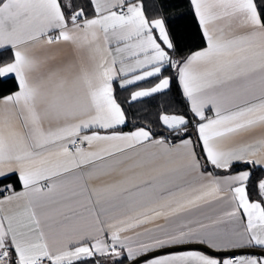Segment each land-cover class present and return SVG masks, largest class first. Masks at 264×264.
Segmentation results:
<instances>
[{"label":"snow or ice","instance_id":"1","mask_svg":"<svg viewBox=\"0 0 264 264\" xmlns=\"http://www.w3.org/2000/svg\"><path fill=\"white\" fill-rule=\"evenodd\" d=\"M189 3L205 46L177 59L144 0H0V264H264V179L236 168L264 165V138L222 146L264 126V0ZM172 69L192 117L158 122L179 142L124 131L113 82L156 78L137 101Z\"/></svg>","mask_w":264,"mask_h":264},{"label":"trees","instance_id":"2","mask_svg":"<svg viewBox=\"0 0 264 264\" xmlns=\"http://www.w3.org/2000/svg\"><path fill=\"white\" fill-rule=\"evenodd\" d=\"M77 5L87 4L88 0H73ZM146 15L152 17L157 15L164 16L168 23L169 30L173 32L178 40L179 48L175 58L180 59L189 53L199 50L204 47V41L197 24V20L193 15L189 0H144ZM10 53L8 51L0 52V62L7 61ZM164 75L172 77L171 87L164 92L156 93L151 97H145L137 101H130V94L138 89L140 86L149 87L156 78H151L144 82L132 85L126 88H115V95L118 102L126 110L128 123L124 126L123 130H133L135 127L151 128V130L160 136L161 134L169 133L158 122V116L162 113H179L187 117H192L189 110V105L182 95L180 86L175 78V70L167 71ZM197 119V118H196ZM198 120V119H197ZM191 136L193 141H196L197 133L194 126H189L187 134ZM175 141L180 138L171 136ZM247 167L252 172L250 190L252 185H255L259 180L264 179V171L259 167L252 165H236V168ZM234 172L235 170H230ZM217 174H228L224 170H215ZM16 185L15 175L6 181ZM255 198V197H253Z\"/></svg>","mask_w":264,"mask_h":264},{"label":"crops","instance_id":"3","mask_svg":"<svg viewBox=\"0 0 264 264\" xmlns=\"http://www.w3.org/2000/svg\"><path fill=\"white\" fill-rule=\"evenodd\" d=\"M60 47L67 48L69 46L61 45ZM5 51L6 50H0V52H5ZM191 53H189V54H191ZM149 79H151V78H149ZM141 82H144V81H140L138 83H141ZM113 83H114V93H115V88H120V87H119V83L117 81H114ZM14 85H15L14 80L8 79V78H0V94H7L9 91L13 90ZM130 86H132V85H129L127 87H130ZM135 90H138V89H135ZM181 92H182V90H181ZM131 94H130V101H131ZM141 99H143V98H141ZM206 114L207 115H213V113L209 112L208 110H206ZM124 131H132V130H124ZM260 138H264V126L257 127L255 129L247 131V132H243V133L225 141L222 146L225 148H231V147L236 146L237 144L250 143V142H253L256 139H260ZM178 142H179V140H177L176 143H178ZM256 158L264 159V154L258 155V157H256ZM207 167H208V170H210V171L212 170V166L210 164ZM256 167H259L264 171V165H257ZM233 174H234V172H233ZM218 175L224 176L227 174H220L219 173ZM145 178H149V177H145ZM17 190H19V188H17ZM226 210H228V205L223 203V202L214 201L212 205L205 206L206 213L208 215L212 216L213 218H215L216 216L222 215L223 212ZM225 219H227V218H225ZM161 222H163V221H161ZM129 234H131V233H129Z\"/></svg>","mask_w":264,"mask_h":264},{"label":"built area","instance_id":"4","mask_svg":"<svg viewBox=\"0 0 264 264\" xmlns=\"http://www.w3.org/2000/svg\"><path fill=\"white\" fill-rule=\"evenodd\" d=\"M163 137L167 138L168 141H169V143H176V142H177V141H175V140H173V139L171 138V136L169 135V133H165V134H163Z\"/></svg>","mask_w":264,"mask_h":264},{"label":"water","instance_id":"5","mask_svg":"<svg viewBox=\"0 0 264 264\" xmlns=\"http://www.w3.org/2000/svg\"><path fill=\"white\" fill-rule=\"evenodd\" d=\"M242 251H248V252H251V251H255V250H242Z\"/></svg>","mask_w":264,"mask_h":264}]
</instances>
